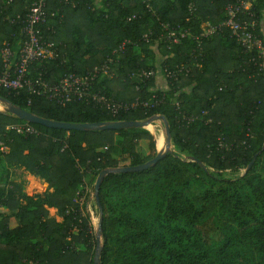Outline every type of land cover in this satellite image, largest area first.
<instances>
[{"label":"trees","instance_id":"trees-1","mask_svg":"<svg viewBox=\"0 0 264 264\" xmlns=\"http://www.w3.org/2000/svg\"><path fill=\"white\" fill-rule=\"evenodd\" d=\"M237 1L79 0L76 7L50 2L49 7L57 10L49 17L54 32L45 29L44 35L56 43L57 58L39 67L45 78L55 82L69 72L84 74L101 64L119 42L131 38L138 44L127 48L112 76L97 79L94 90L125 102L155 96L153 100L159 101L154 106L113 116L93 102L61 105L26 89L0 88L5 105L49 120L93 123L163 117L169 125L171 148L155 165L103 178L99 264H187L186 256L192 264H222L234 242L264 243V79L251 61L254 54L244 51L228 27L204 41L201 67L195 65L191 38L170 49L160 39L164 23L190 28L193 34L207 21L219 25L226 19V7ZM251 1L258 21L255 32L264 42V0ZM19 13H26L25 0H0V49L6 41L16 48L24 40L22 23L11 21ZM145 33H151L149 42L142 39ZM180 63L188 64L190 73L178 80L164 77V86L156 84V77L145 81L130 77L140 69L158 71ZM203 111L207 112L203 119L189 123L184 119ZM20 121L0 110V141L8 147L0 153V163L40 177L47 191L39 202L27 203L23 183L8 171L0 175V208L5 209L0 212V264H94L98 242L90 212L87 205L80 212L75 202L80 185L107 168L152 159L157 155L154 136L142 127L66 130L30 122L38 134L7 129ZM143 141L148 143L147 154L138 150ZM254 158L242 176L222 175L247 168ZM123 192L131 203H154L161 223L180 233L178 247L166 249L151 237L148 225L117 214L111 198ZM52 207L61 221L50 215ZM70 207L79 211L68 212ZM13 217L15 226L10 225ZM220 226L227 230L215 244L211 234Z\"/></svg>","mask_w":264,"mask_h":264},{"label":"built area","instance_id":"built-area-1","mask_svg":"<svg viewBox=\"0 0 264 264\" xmlns=\"http://www.w3.org/2000/svg\"><path fill=\"white\" fill-rule=\"evenodd\" d=\"M52 0H25L26 13L17 14L12 22L20 21L22 23L20 33L24 40L20 42L18 48L14 49L9 42H5L1 48L0 57L2 60V69L0 70V88L9 89L19 92L26 89L32 94L46 96L47 98L65 105L74 101L93 102L104 107L113 116L120 115L138 109L140 107H151L157 101L153 99L142 100L136 98L132 102L116 101L100 92L94 90L95 83L100 76L113 75L112 68L117 64L122 56L126 53L130 45H137L138 42L131 38H125L111 51L106 59L99 65L94 66L84 74L69 72L62 75L55 82H50L45 78V73L39 70V67L46 62L57 58V45L55 42L47 39L44 30L54 32L53 25L49 23V17H54L57 10H52L49 4ZM61 3L76 7L79 0H59ZM194 5H189V11L192 13ZM135 17V16H134ZM247 17H250L249 19ZM8 18V17H7ZM257 18L252 10L251 0H239L236 3L229 4L226 7V19L219 25L209 21L202 25V30L193 34L190 28L181 25H171L170 23L162 24L164 33L160 35L163 43L168 48L182 44L188 38L196 45L195 65L201 67L204 56L203 44L206 39L218 33L223 27L231 29L237 41L247 53H253L251 61L257 66L260 75L264 79V42L258 33L255 32ZM151 33H145L142 39L149 42ZM37 71L32 75L33 71ZM166 79L178 80V78L191 71L188 64L180 63L175 66L166 65L158 70ZM157 70L140 69L130 74L131 78L138 81L149 80L157 76ZM222 88H220L221 90ZM207 115L203 111L198 116H187L184 119L189 123L197 119H203ZM210 119H207L209 122ZM7 129L14 130L21 135L38 134L39 131L28 121H20L7 126ZM220 146L226 147L222 140ZM228 148V147H227ZM8 151L4 142L0 141V153ZM90 186L84 181L78 190L75 202L79 205L80 212L83 211L84 205H88ZM2 207L0 208L1 212ZM70 207L68 212L79 211ZM83 214V213H82Z\"/></svg>","mask_w":264,"mask_h":264},{"label":"rangeland","instance_id":"rangeland-1","mask_svg":"<svg viewBox=\"0 0 264 264\" xmlns=\"http://www.w3.org/2000/svg\"><path fill=\"white\" fill-rule=\"evenodd\" d=\"M1 51V49H0ZM8 105H5L4 101L0 100V110L7 111ZM152 124H157L158 128L161 131H158L157 127L149 125V129L155 134V141L158 147L161 149H165L166 147V134H165V124L163 120H155ZM165 140H164V136ZM138 150L141 154L148 153V143L147 141H143L139 146ZM158 151V150H157ZM247 168L242 167L233 171H225L222 175L226 178H237L242 176L246 172ZM11 173L12 179L16 181H20L23 183L24 192L28 196L25 199V202L32 203L33 201H38L42 199L43 195L47 191V184L40 177L33 175L29 171L24 168H6L4 163H0V175L2 173ZM99 175H90L86 179V183L90 186V196L88 199L87 208L90 212L92 224L94 226V233H96V237L99 233V219H100V211L95 199L94 187L95 183L98 179ZM127 192L123 193H115L111 198L112 209L118 214L122 213L133 219L136 223L146 224L150 229L151 237L162 241L163 246L166 249H171V247H178L177 239L180 237V233L174 232L172 227H166L161 223L160 216L158 215L157 208L154 203H145V204H137L131 203L130 199L127 195ZM5 211L2 207L1 212ZM50 215L56 217L58 221L62 220V217L57 214L55 209H49ZM17 224V218L13 217L10 220V225L15 226ZM227 230L225 226L218 227L216 232L211 234V240L215 244H219V238L222 236L221 231ZM202 237L199 236L198 239ZM101 235H100V243H101ZM98 242V240H97ZM193 248V247H192ZM161 253V251H160ZM187 264H192L193 260L186 256ZM168 264V263H167ZM222 264H264V243L259 241L258 239H253L250 242L248 239L239 240L234 242L225 252V255L222 257Z\"/></svg>","mask_w":264,"mask_h":264},{"label":"water","instance_id":"water-1","mask_svg":"<svg viewBox=\"0 0 264 264\" xmlns=\"http://www.w3.org/2000/svg\"><path fill=\"white\" fill-rule=\"evenodd\" d=\"M0 100H5L0 96ZM10 113L17 116L21 120H25L31 123H38L41 125H45L48 127H55V128H62L66 130H106V129H124V128H131V127H142L147 128L153 121L159 119L163 120L165 124V134H166V147L165 149H161L157 151V155L152 159L148 160L147 162L135 165V166H126V167H117V168H107L100 172L98 179L95 183V199L100 211V219H99V233L97 235L98 240V248L95 254L94 264H99L100 261V252H101V244H100V229L102 224V207L100 206V199H99V190L101 186V182L103 178L111 172H133V171H141L147 169L153 165H155L163 156L164 154L171 148V136H170V129L169 125L165 121L163 117L148 119V120H116L110 122H93V123H70V122H61V121H54L39 117L33 114L26 109L19 108L8 104V109ZM255 158L249 163L247 170L252 166L254 163Z\"/></svg>","mask_w":264,"mask_h":264},{"label":"crops","instance_id":"crops-1","mask_svg":"<svg viewBox=\"0 0 264 264\" xmlns=\"http://www.w3.org/2000/svg\"><path fill=\"white\" fill-rule=\"evenodd\" d=\"M16 48H18V46L16 47ZM16 48H14V49H16ZM0 62L2 63V60H1V57H0ZM156 84L158 85V86H164V77H163V75L158 71L157 72V76H156ZM150 125H152V126H155V127H157V129H158V131H161L160 130V128H158V126H157V124H150ZM149 126H147V128H145V129H147V130H149L151 133H152V135L154 136V138L156 139V137H155V134L148 128ZM162 134H163V132H162ZM163 136H164V134H163ZM164 140H165V136H164ZM155 145H156V149L157 150H159L160 148L158 147V145L156 144V141H155ZM41 180H43V179H41ZM44 181V180H43ZM45 182V181H44ZM45 184H46V182H45ZM49 209H55V211H57V209L56 208H49Z\"/></svg>","mask_w":264,"mask_h":264}]
</instances>
